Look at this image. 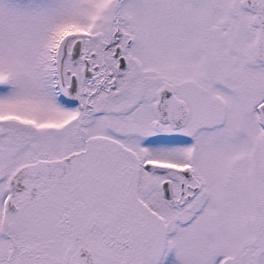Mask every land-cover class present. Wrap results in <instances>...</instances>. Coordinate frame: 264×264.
<instances>
[{"label":"snow or ice","instance_id":"obj_1","mask_svg":"<svg viewBox=\"0 0 264 264\" xmlns=\"http://www.w3.org/2000/svg\"><path fill=\"white\" fill-rule=\"evenodd\" d=\"M0 264H264V0H0Z\"/></svg>","mask_w":264,"mask_h":264}]
</instances>
